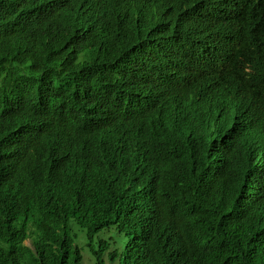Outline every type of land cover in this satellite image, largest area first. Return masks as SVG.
Listing matches in <instances>:
<instances>
[{
    "label": "trees",
    "instance_id": "trees-1",
    "mask_svg": "<svg viewBox=\"0 0 264 264\" xmlns=\"http://www.w3.org/2000/svg\"><path fill=\"white\" fill-rule=\"evenodd\" d=\"M250 47L264 82V0H0V161L12 150H26L27 118L37 129L50 125L52 102H67L63 106L73 115L103 109L110 114L99 121L113 124L124 110L133 118L136 99L144 94L152 112L168 114L171 106L194 104L200 90L185 92L184 104L160 99L166 70L186 78L201 54L227 75ZM259 86L250 80L244 94ZM53 87L60 95L53 96ZM255 98L230 106L206 103L210 119L186 141L171 123L177 169L153 191L144 188L150 204L174 200L180 209L195 211L191 231L202 247L188 250V240L159 230L163 222L154 228L137 217L143 211L136 202L146 195L135 184L141 173L132 168L123 169L118 197L91 210L79 203L93 217L77 219V225L89 236L114 226L124 231V253H109L124 264H264V239L253 237L260 212L242 191L264 174L241 158L226 162L215 141L252 130L255 147L264 148V140L257 143L264 137V102ZM263 155L258 152L256 164ZM131 180L135 185L126 187ZM40 181L19 204L4 200L0 191V264H82L69 224L77 218L73 203L55 200L58 192L43 169ZM107 245L89 246L97 264H104Z\"/></svg>",
    "mask_w": 264,
    "mask_h": 264
},
{
    "label": "clouds",
    "instance_id": "clouds-1",
    "mask_svg": "<svg viewBox=\"0 0 264 264\" xmlns=\"http://www.w3.org/2000/svg\"><path fill=\"white\" fill-rule=\"evenodd\" d=\"M141 17L145 21L150 18L146 10ZM248 57L251 59L248 60ZM255 57V48L250 47L239 57L237 66L227 75H221L209 67L205 56L201 54L186 78H174L166 70L159 84L161 89L157 91L160 99L168 102L177 100L175 103L184 104L185 101L181 97L185 92H191L194 88L200 90L194 104L190 103L183 109L171 106L166 110L168 114L157 115L152 112L150 107L146 106L149 100L144 94L136 99L137 111L134 112L133 118L124 110L118 114L117 123L113 124L106 123L107 120L104 119L99 121L102 117L105 118L104 113L110 114L103 109L94 113L82 111L73 115L63 106L67 102L64 101L57 107L52 102V112L47 116L50 125L37 129L27 118L26 150H12L0 161V191H4V200L21 203L28 190L41 186L40 169H43L51 182L53 193L58 192L55 200L73 203L77 218L69 224L74 244L79 247L76 243L78 235L72 233L73 229L85 232L89 240L97 234L89 236L87 228L77 225V219L93 217L92 212L80 207L81 204L86 203L87 208L91 210L103 205V201L109 196L119 195L124 188L122 174L127 173V170L123 169L132 168L133 171L141 173V178L139 177L135 184L140 182L142 186L139 184V189L146 195L142 198L143 202H136L143 211L137 214V217L149 221L154 228L163 222L166 227L159 230H172L177 240H188L191 245L188 250L202 247L203 245L194 240L195 234L191 231L195 211L180 209L174 200L170 203L150 204L148 192L144 188L151 187L150 192L153 191L152 186L168 179L170 173L177 169L174 152L178 143L172 138L171 123L177 124L179 130H183V141H186L197 136L203 123L210 119L211 113L206 103L219 102L230 106L247 101V97H256L257 102H264V82L259 76L258 66H255ZM250 80L259 82V89L244 94ZM52 93L53 96L60 95L58 87H53ZM101 107L99 104V108ZM30 116H34V113ZM258 130L259 133H264ZM255 136L256 131L252 133L250 130L245 134L239 133L234 138L220 137L215 141L218 147H221L222 158H225L226 162H230L232 158H241L252 165L253 161L258 159V152L264 154V148L249 149L250 145L255 146ZM115 172L118 173L116 178L113 176ZM257 176L260 178L257 179L258 182H254L255 190L244 187L242 191L245 199L259 209L261 218L258 219L253 237L261 242L264 239V177H261V174ZM118 180L121 181L120 184ZM112 184L118 185L116 190L112 188ZM131 184L135 185L133 180L126 187H131ZM258 187L260 189H256ZM76 194L80 195L77 197ZM104 252L105 250L102 256ZM93 258L95 260L94 256ZM103 259L105 264L106 260ZM109 259L117 260H112L110 256Z\"/></svg>",
    "mask_w": 264,
    "mask_h": 264
},
{
    "label": "rangeland",
    "instance_id": "rangeland-1",
    "mask_svg": "<svg viewBox=\"0 0 264 264\" xmlns=\"http://www.w3.org/2000/svg\"><path fill=\"white\" fill-rule=\"evenodd\" d=\"M73 234H77L78 237L76 239V243L79 245L82 255L83 261L82 264H96L93 256L91 255L90 245L95 248L99 249L105 243H107V248L103 253V258H105V264H124L118 258L115 261H111L109 259V252L113 249H117L120 253H124L125 246L128 241V238L125 235V232L120 231L117 227H112L110 229H105L94 235L92 240H89L86 236L85 232L80 231L79 229H73ZM26 244L31 245V240H27Z\"/></svg>",
    "mask_w": 264,
    "mask_h": 264
},
{
    "label": "water",
    "instance_id": "water-1",
    "mask_svg": "<svg viewBox=\"0 0 264 264\" xmlns=\"http://www.w3.org/2000/svg\"><path fill=\"white\" fill-rule=\"evenodd\" d=\"M263 140H264V137L260 138V139L257 141V143L263 142ZM249 149H251V150H257V147H255V146H253V145H250V146H249ZM250 156H252V152H251ZM253 162H254V163L252 164V168H253L252 171H253L254 173H258V172L261 171V172L264 174V162H263L262 164H256L255 161H253ZM116 174H118V173L115 172V175H113L114 178H116ZM118 181H119V184H120L121 181H120V180H118ZM117 186H118V185H114V184H112V188H113L114 190H116ZM253 187H254V183H252L251 186L249 185V188H250L251 190H255ZM256 189H260V188L258 187V188H256ZM256 191H257V190H256ZM263 191H264V189H263Z\"/></svg>",
    "mask_w": 264,
    "mask_h": 264
}]
</instances>
